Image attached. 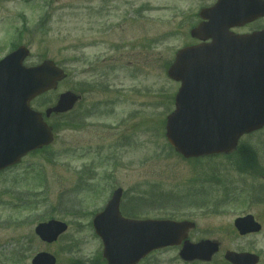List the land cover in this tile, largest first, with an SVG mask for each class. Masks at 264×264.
Here are the masks:
<instances>
[{"label":"rangeland","instance_id":"rangeland-1","mask_svg":"<svg viewBox=\"0 0 264 264\" xmlns=\"http://www.w3.org/2000/svg\"><path fill=\"white\" fill-rule=\"evenodd\" d=\"M214 1L0 0V58L24 44L31 51L26 65L52 59L68 73L56 90L34 99L32 106L44 111L60 93L72 90L83 98L70 116L88 112L73 127H64L69 116L50 118L54 143L0 173V264H18L20 251L48 250L62 264L68 251L94 257L103 246L93 215L119 186L125 192L122 211L133 199L136 203L138 197L157 198L166 192L165 202L151 201L138 210L142 218L159 217L166 206L220 202L224 186L204 184L208 193L194 186L203 180L201 172L213 169L235 191L234 199L219 203L225 207L211 216L212 235L233 249L244 244L227 231L240 206H264V192L253 197L260 180L248 186L249 178L226 168L222 158L197 163L182 159L172 151L163 124L180 87L167 68L178 49L196 42L190 29L200 8ZM243 141L264 143V130ZM83 169L91 173L87 188L80 182ZM52 218L66 221L69 230L45 245L34 228ZM256 241L264 246V238Z\"/></svg>","mask_w":264,"mask_h":264},{"label":"water","instance_id":"water-1","mask_svg":"<svg viewBox=\"0 0 264 264\" xmlns=\"http://www.w3.org/2000/svg\"><path fill=\"white\" fill-rule=\"evenodd\" d=\"M200 15L207 21L191 33L204 40L212 38L211 45L179 50L168 69V75L182 85L176 109L167 118V137L186 157L228 152L242 134L264 126V31L238 37L228 33L230 26L264 15V1L218 0L203 8ZM236 52L242 60L229 61ZM29 54L21 45L0 60V170L54 139L52 127L31 107V101L57 88L66 74L50 59L25 66ZM80 98L71 91L62 93L56 105L46 110V116L70 110ZM121 194L122 190H117L105 210L94 218L111 264L135 263L152 249L177 242L176 222L123 217ZM237 225L240 229L246 226L242 221ZM66 229L65 223L52 220L39 224L36 232L52 242ZM217 249L216 243L207 242L186 251L214 253ZM228 257L238 264L248 259L235 253ZM54 261L51 255L41 253L34 264Z\"/></svg>","mask_w":264,"mask_h":264},{"label":"flooded vegetation","instance_id":"flooded-vegetation-1","mask_svg":"<svg viewBox=\"0 0 264 264\" xmlns=\"http://www.w3.org/2000/svg\"><path fill=\"white\" fill-rule=\"evenodd\" d=\"M264 17L255 21L245 23L242 26H236L231 29L235 34H251L256 31L264 29ZM195 44V43H192ZM70 113V112H68ZM68 113L66 115H68ZM71 118V116H69ZM43 150V149H42ZM237 152L240 154L237 155ZM228 169L238 172L243 177H248V186H253L252 181L260 180V188H253L258 190L255 194L264 192V143H251L241 140L237 149L233 152L220 156ZM236 164V165H234ZM13 168V167H10ZM9 168V169H10ZM91 173H87L85 169L81 172V179L85 181V187ZM243 180V179H242ZM243 186V185H242ZM245 186V185H244ZM117 188V187H116ZM115 188V189H116ZM114 189V190H115ZM128 206H131L129 203ZM225 206H166L162 208L163 213L159 218L165 220H174L176 222L185 223L182 228V238L180 243L175 245L164 246L160 249L151 251L143 257L137 264H236L229 259L227 255L230 252H235L248 257L247 261L242 264H264V246L257 244V239L264 238V206H240L242 211L235 214L230 220V227L228 229L229 235L239 236L244 239V244L238 249H233L223 245V240L215 238L213 234L211 216L214 212L223 210ZM231 207V206H230ZM222 208V209H221ZM133 217V216H132ZM135 217H141L137 214ZM244 218L245 227L242 230L237 228L238 219ZM210 219V220H209ZM231 223L232 226L231 227ZM203 241H215L218 243L219 250L213 254L208 252L201 253H185L182 249L185 243L196 244ZM68 261L66 264H108L103 257V252H96L94 257L83 258L77 256L74 252H69ZM18 264H32L35 254L32 255L30 251L18 252ZM61 260L57 256V263Z\"/></svg>","mask_w":264,"mask_h":264},{"label":"trees","instance_id":"trees-1","mask_svg":"<svg viewBox=\"0 0 264 264\" xmlns=\"http://www.w3.org/2000/svg\"><path fill=\"white\" fill-rule=\"evenodd\" d=\"M15 47V46H14Z\"/></svg>","mask_w":264,"mask_h":264}]
</instances>
